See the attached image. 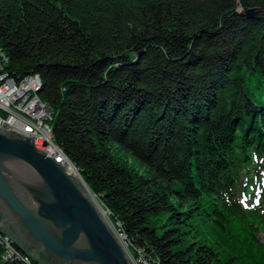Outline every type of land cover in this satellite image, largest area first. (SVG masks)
I'll return each mask as SVG.
<instances>
[{
	"label": "trees",
	"instance_id": "obj_1",
	"mask_svg": "<svg viewBox=\"0 0 264 264\" xmlns=\"http://www.w3.org/2000/svg\"><path fill=\"white\" fill-rule=\"evenodd\" d=\"M0 49L135 249L264 264V0H0Z\"/></svg>",
	"mask_w": 264,
	"mask_h": 264
},
{
	"label": "water",
	"instance_id": "obj_2",
	"mask_svg": "<svg viewBox=\"0 0 264 264\" xmlns=\"http://www.w3.org/2000/svg\"><path fill=\"white\" fill-rule=\"evenodd\" d=\"M33 140L0 128V230L40 264H131L79 174Z\"/></svg>",
	"mask_w": 264,
	"mask_h": 264
},
{
	"label": "built area",
	"instance_id": "obj_3",
	"mask_svg": "<svg viewBox=\"0 0 264 264\" xmlns=\"http://www.w3.org/2000/svg\"><path fill=\"white\" fill-rule=\"evenodd\" d=\"M36 75H27L16 79L2 68L0 51V128L14 130L34 139L35 147L46 149V154L57 163H67L55 153V146H51L48 137V126L52 120L51 109L46 104H38L33 97V84ZM114 235L125 249L127 238L115 231ZM3 246L2 260L8 261V254H14ZM127 251V250H126ZM129 253V251H127ZM132 259V258H131ZM10 262V261H9ZM29 264V263H27Z\"/></svg>",
	"mask_w": 264,
	"mask_h": 264
},
{
	"label": "bare ground",
	"instance_id": "obj_4",
	"mask_svg": "<svg viewBox=\"0 0 264 264\" xmlns=\"http://www.w3.org/2000/svg\"><path fill=\"white\" fill-rule=\"evenodd\" d=\"M1 51V49H0ZM1 63H2V68L5 70V67L7 66V61L6 59L4 58L2 52H1ZM42 86V81L41 79L39 78V76L36 75V80H35V83L33 84V97L35 98V100H37L38 104H44L39 98H38V91L40 90ZM51 114H52V111H51ZM52 122V120L50 121V123ZM49 123V126H48V137H49V143L51 146H55V153L58 154V157L59 158H63V160L67 163V168H68V172L73 175V174H76V170L75 168L71 165V163L67 160V158L64 156L63 152L61 151V149L54 143V140H53V134H52V127ZM36 149L38 150H41L43 152L46 153V149H42L41 147H35ZM105 214V213H104ZM120 227V226H119ZM119 231H120V234L123 235L124 237H126L122 230H121V227L119 228ZM128 238V237H127ZM128 241V240H127ZM0 242L6 247V248H9L14 254H8V261H4V262H15V261H18V262H21L23 264H35L33 262H31L26 256H22L20 253H18L14 247V244L15 242L12 241L7 235H5L4 233H2L0 231ZM131 243V242H130ZM129 245V244H128ZM130 247V246H129ZM141 253V252H140ZM154 262V261H152Z\"/></svg>",
	"mask_w": 264,
	"mask_h": 264
},
{
	"label": "rangeland",
	"instance_id": "obj_5",
	"mask_svg": "<svg viewBox=\"0 0 264 264\" xmlns=\"http://www.w3.org/2000/svg\"><path fill=\"white\" fill-rule=\"evenodd\" d=\"M240 9L241 8L237 9V13H238V11H240ZM76 173L78 174L77 170H76ZM73 176L78 177L76 174H73ZM90 195L95 200L97 206H99L101 208V210L105 213L104 214V219H106V221H107L109 227L111 228L112 232L116 233L115 231L119 230V228H120L119 227L120 226L119 222L117 220H114V219H112L110 217L109 213L106 211L105 208L102 207V205L98 202L97 198H95L94 195H92L91 193H90ZM258 236L260 238V241L263 243L264 242V235L262 233H259ZM126 245H127V247H125L124 251L127 254L131 264H154V262H152L150 258L145 257L144 253H142V252L140 253L139 250L135 249L132 243H130L129 241H126ZM126 250L129 251V253ZM16 251H19V250L16 249ZM22 256H25V255H22ZM27 258L31 261V259L29 257H27Z\"/></svg>",
	"mask_w": 264,
	"mask_h": 264
}]
</instances>
